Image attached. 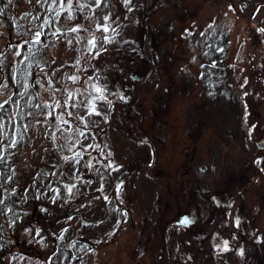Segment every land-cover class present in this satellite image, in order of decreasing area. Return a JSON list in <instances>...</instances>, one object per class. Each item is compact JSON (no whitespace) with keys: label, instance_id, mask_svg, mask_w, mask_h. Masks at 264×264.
I'll return each instance as SVG.
<instances>
[{"label":"rangeland","instance_id":"rangeland-1","mask_svg":"<svg viewBox=\"0 0 264 264\" xmlns=\"http://www.w3.org/2000/svg\"><path fill=\"white\" fill-rule=\"evenodd\" d=\"M48 3L46 7L45 2L38 4L37 0L31 4L22 0L9 3L12 15L17 18L48 10L57 32L61 33L50 39L44 66L36 71L39 111L29 124L28 146L16 151L14 184L32 198V190L38 186L35 179L40 174H52L61 168L70 170V157L84 154L87 145L79 131L86 128V123L103 129L99 136L111 144L110 148L107 144L108 155L115 157L111 164L120 165L118 173L128 176L123 203L131 210L132 222L109 221L107 225L103 222L98 228L94 226V230L89 226L88 232L77 223L71 225L69 240L81 238L90 244L80 252L82 264H180L177 256L179 253L186 256L187 249L165 240L167 228L182 215L199 218L200 214H206L207 209L195 196L217 204L220 184L230 182L244 157L262 153L254 143L250 145L251 141L246 145L242 127L245 124L242 122L241 126L237 119L246 114L249 123L258 121L261 130L253 132L252 137L264 141V0H49ZM221 29L230 34L221 80L227 83V90L239 97L221 95L211 100L201 76V66L206 64L202 50L210 35ZM16 30L8 23L2 24L0 54H9L20 40L21 37H15ZM48 73L53 81L61 80L59 88L49 91ZM12 76L13 73L6 87H3L6 82L0 85V103L12 96ZM80 76L84 79L83 99L79 96ZM129 88L128 100L123 102L126 99L121 96ZM97 89H102L101 94L120 90L107 111L106 126V119L96 111L101 108L94 103ZM166 98L170 101L163 106ZM128 119L133 121L132 125ZM129 134L135 137L137 146L143 145L142 140L149 142L150 150L122 138ZM90 149L93 150L91 145ZM62 152L67 157L60 159ZM153 175L160 179V188H154L145 179ZM198 176L203 189L194 183ZM40 189L45 192L46 187L38 186ZM247 193V204L251 206L253 193ZM44 199L49 205L45 203L48 208L41 210L43 215L37 210L39 205L28 206L23 226L13 233L20 245L31 247L33 252L15 247L2 257L1 264H36L39 257L46 259L47 251L51 250L48 243L53 245L60 239L64 229L57 222L47 230L54 238L48 237L49 241L46 238L47 245L37 236L41 222L53 221L58 213L55 211L58 202ZM103 208L96 209L97 217L101 212L105 217ZM90 213L84 211L82 215L89 220ZM110 225L115 226L112 246L106 243ZM141 232L144 238H140ZM95 238L99 241L93 246ZM178 240L185 245L181 238ZM259 247L264 264V240ZM25 256L32 262L25 260ZM171 256L176 259L171 260Z\"/></svg>","mask_w":264,"mask_h":264},{"label":"trees","instance_id":"trees-1","mask_svg":"<svg viewBox=\"0 0 264 264\" xmlns=\"http://www.w3.org/2000/svg\"><path fill=\"white\" fill-rule=\"evenodd\" d=\"M22 1L29 4L35 2V0ZM48 1L37 0L38 4L45 2V7L49 4ZM11 2H13V0H0V9L3 10L2 14H0V28L3 23H8L10 26L12 25L17 29V32L15 31V37L21 38L17 40V44H15L13 48H10L11 52L9 54L8 52L1 53L0 58L3 60V71L6 81L8 82L9 80L7 76L9 75L11 77L13 73L12 81L15 83V94L11 96L8 101H19L11 105H9V102L7 104V101L3 105L0 104V260L3 256H8V252L15 248L16 235H13V233L20 230L21 226H23V222H25L29 214L27 207L30 205H39L37 210L43 215L41 210L42 212L46 210L49 204L46 202V199H44L45 201L42 199L49 198L50 200L53 199L58 202L56 206L57 209H55L58 213L53 221L47 220L45 224L43 222H41L42 224L37 223L41 225L37 236L42 239L44 245H47L45 241L46 238L48 241L49 239L53 240L54 238H52L47 231L52 228L54 225L53 222H57V224L62 226L64 231H61L60 239L53 242V245L52 242L48 243V245L51 243V250L47 251L45 260L40 259L43 258L39 257L40 254L36 255L39 257L36 264H82L81 261H83L84 258L81 257L79 252L80 249H87L88 245L77 243V241H70L69 238L72 230L70 227L73 224L75 225V223L79 224L82 228H86L87 232L89 231V226L80 222L75 213L77 208L81 212L87 211V203L85 200H79L86 204L80 203V205L78 204L77 206L73 205L78 201L75 199V193L79 188H87V183H89L91 179L101 178L100 169L110 168L112 158L109 157V165L105 167L103 161L99 159L98 156L104 157V151L108 154L109 148H107L106 142L104 143L103 149L99 150L100 144L97 139L94 138V135H92L93 130L89 128L87 130L88 135L86 129H83L79 131L80 134L83 136L84 140L87 135L90 137V145L93 148V150L90 149V159H87L86 162L77 161L73 165L71 163L70 170L61 168L59 171L53 170L52 174L45 172L40 174L39 178L35 179L36 183L38 186H45L46 190L43 192L42 189L38 190V186H35L32 190L34 192L32 198L20 191L21 188L18 184H14V181L17 182L16 179H14V174H16L14 170L16 169V151L28 146L31 127L29 124L37 116L36 112L39 111V107H37V92L35 90L36 81L33 80L32 75L34 70L37 71L44 66L47 54L46 50L48 49L50 39L52 37L58 38V35H61V33L60 31L57 32V25H55L52 14L49 13L48 10L38 14H24L17 18L12 15L10 11L9 3ZM77 13H79V11H77ZM42 15L44 17H41ZM26 25H28L27 29L25 27ZM37 31L40 32L38 39L36 37ZM229 36L228 30L221 29L219 32L216 31L210 35L205 43H203L204 47L202 51L205 56L206 64L201 66L203 70L201 76L207 87V95H209L208 97L211 100H216L221 95L229 96V98H232V95L235 98L239 97V95L232 94V92L227 90V83L224 84L221 80V72L225 70L223 67V60L228 52ZM89 97L93 98V96ZM110 98V94H102L101 98L99 97V102L97 97L95 98L94 96V103L97 106L101 103L103 106H107L111 109L112 103ZM6 105H8V108L4 111ZM242 107L244 108V105ZM92 115L95 116L94 114ZM237 122H239V124L243 122L246 125V117L242 114V119L238 117ZM256 130L258 129L251 127L250 129L245 128L243 130V136L247 146V141H251L250 145L254 143V147L260 151V149L256 147V143L260 140L256 141L257 139H253L252 137L253 132L255 133ZM83 139L82 141H84ZM252 161L250 163L251 167L247 169V171L257 166V168L260 169L259 160ZM72 166L75 167L78 178L77 185L73 183V180L69 178L68 175L72 170ZM40 177L43 178L40 180ZM79 193L80 189L78 194ZM85 196L86 194L84 197ZM45 203L47 205H45ZM47 213V215L50 214L49 212ZM45 218L47 219V217ZM44 248H47V246H44ZM24 258L25 260H29L30 257L25 256ZM29 261L32 262L31 260ZM85 264L87 263L85 262Z\"/></svg>","mask_w":264,"mask_h":264},{"label":"flooded vegetation","instance_id":"flooded-vegetation-1","mask_svg":"<svg viewBox=\"0 0 264 264\" xmlns=\"http://www.w3.org/2000/svg\"><path fill=\"white\" fill-rule=\"evenodd\" d=\"M46 51H48V49ZM145 56L146 58H148L149 55L145 54ZM3 70H4L3 60L0 58V76H1L0 85L6 82L3 86L6 87V85L10 82V76L9 75L7 76L9 78L7 82ZM35 74L36 71L34 70L32 75L33 80H35L36 78ZM129 77L132 78V74H130ZM80 78L82 77L80 76ZM47 79L49 80V84H50L49 91L50 89H56L60 87L58 82L61 84V80L57 78L55 79V81H53L50 73H48ZM83 80L84 79L82 78L81 79L82 86L80 85L82 96L79 95L82 99L84 98ZM64 89H66V87H64ZM130 89L131 88H129V92L125 96H121L124 99H126V101L122 100L123 102H127L130 94ZM118 91L120 90L113 89L108 92V94H110L111 96L110 101L112 105H114L113 101H116V98L113 99V97H115L116 94H119ZM14 92H15V83L12 86V96L15 94ZM101 92L102 89L101 90L99 89V91H97L94 95L95 97H97L98 95L97 100L99 102H100L99 97L101 98L102 96ZM8 100H4L0 104L3 105ZM169 101L170 100L166 98L165 100L162 101L161 104L163 106H166V104L169 103ZM8 102L11 105L16 103L17 101L11 100ZM98 106L101 109L96 110L97 114L100 117L106 119L107 111L109 112L110 109L107 106L106 107L103 106L101 103H99ZM7 108L8 105L5 106L4 111H6ZM82 110L83 111L86 110L85 107ZM82 110L80 111L81 112L80 114H82ZM249 114L247 115L249 116ZM108 120L109 119L104 120L105 126L109 122ZM127 121L131 122L129 125H132L133 123L132 120L128 119ZM246 122H247L246 125L242 126L241 124V126L244 128L250 129L251 127L254 129L256 128L261 130L262 126L261 124L258 123V121H251L249 123V119L247 118ZM89 128L93 130L92 135H94V138L97 139V141L100 144L98 149L102 150L106 140L105 139L102 140L99 135L102 134L100 132L103 129L99 130V128H94L90 124L86 123V128H85L86 131ZM88 135L85 139V143L87 146L86 147L84 146L85 147L84 154L82 156H78L79 154H77L74 157H70L72 161L71 162L72 165L75 164V162L77 161L86 162L87 159L91 158L90 137ZM122 138L125 139V141L127 142L133 141L135 145L137 144L135 141L136 139H134L135 137L132 135L130 136V134L129 136L124 135ZM142 141H143L142 143L143 145L137 146L138 145L137 144L136 147L141 148L143 146L146 150L149 151L150 150L149 142H146L145 140ZM106 144L109 143L106 142ZM147 144L149 145V149ZM110 145L111 144L108 145L109 148ZM256 147L259 148L262 153L257 156L254 155L251 158H249V156L248 158L244 157L245 160H243V162L241 163L242 166L240 165L237 168H235L234 174L230 182H226L225 184L222 185L221 181L219 180L221 184L219 187V191L217 192L218 194L217 204L214 202H208V200H203V197L201 196L198 197L195 196V200L196 201L200 200L199 202L200 205L205 206L208 212L206 214H200L199 218L195 217L194 215L191 217L189 215L188 216L182 215L179 217L177 222L174 223L173 226L167 228L169 232L166 233L165 240L172 244L173 242H176L177 245L181 244L183 248L187 249L186 256H182L180 253L177 256L178 257L177 260L178 262H180V264H262L263 258H262V251L259 247V243L264 240V235L262 234V232L264 233V209H263L264 141L263 140L258 141L256 143ZM103 155L104 157H100L98 155L97 156L99 157V159L103 161V165L107 167L110 162L109 157L111 158H115V157L114 155H108L105 151ZM62 157L66 158L67 153L62 152L60 159H62ZM250 160L251 161L259 160L260 169H258L257 166L255 168L253 167L252 170L247 171V169L251 167ZM120 168H121L120 165L114 166L111 164L110 168L108 167L106 169H100L99 172L101 178L91 179L89 183H87V188L84 189L79 188L80 189L79 194H78L79 189L76 190L75 199L78 201L73 205L77 206L78 204L80 205V203L83 204L87 203V211L91 212L89 214V220H87L83 217L82 212L77 208L75 212L76 216L79 219V221L82 222L83 224H86L87 226L90 227L93 226L91 229H93L94 226L98 228L99 224L103 222L105 223V225H107L109 221H111L110 224H117L118 220L119 222L120 221L122 222V220L132 222L131 210L129 209V206L123 203L124 199H126L125 193H126V189L128 188L127 186L129 184L128 176L127 177L122 176V172L118 173ZM68 175L69 178L73 180V183L77 185L78 178L74 166H72V170L70 173H68ZM145 179H148V183L151 186H154V188H160V186H158V182L160 180L158 177H155L154 175L146 176ZM194 183H198L200 189H203L199 176L197 177V180L194 181ZM194 187L195 185L193 186V188ZM248 191H250V193H253L251 206H248L247 204ZM85 194L86 196L84 197ZM121 196L123 198L122 201H121ZM83 197L86 198L87 200L86 203L79 201V200H83L84 199ZM101 206L104 207L103 209L105 210V217H103L104 215H102V212L99 215V217H97L96 209ZM114 227L115 226L113 225L110 227L109 229L110 238L108 241H106V243L109 244L111 243L110 244L111 246L114 244L113 243ZM260 228L261 230H259ZM140 238H144L142 232ZM178 238H181L184 241L185 245L182 242H180ZM85 241L86 239L80 238L77 241V243L87 244L88 246H90V244L86 243ZM98 241L99 239L95 238L92 240L91 244H93L94 246L97 244ZM225 241H227L226 246H225ZM15 247L21 248L25 250V252L27 251L33 252L31 247H25V245L24 246L20 245L16 237H15ZM134 250L136 251L137 249L135 248ZM82 251L83 249L80 252L82 253ZM141 253H144V251ZM35 255H37V253H35ZM175 259L176 257L171 256V260L174 261ZM171 263L172 262H170V264Z\"/></svg>","mask_w":264,"mask_h":264},{"label":"snow or ice","instance_id":"snow-or-ice-1","mask_svg":"<svg viewBox=\"0 0 264 264\" xmlns=\"http://www.w3.org/2000/svg\"><path fill=\"white\" fill-rule=\"evenodd\" d=\"M2 9H0V14H2ZM74 30V29H73ZM106 30V29H105ZM39 36H40V32L39 31H37L36 32V37H37V39L39 38ZM97 91H99V89H97ZM186 222V221H185ZM227 245V241H225V246Z\"/></svg>","mask_w":264,"mask_h":264}]
</instances>
